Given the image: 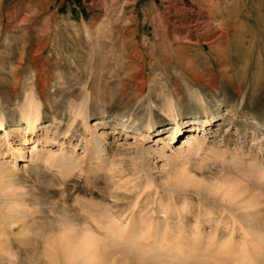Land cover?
<instances>
[{
	"label": "rangeland",
	"instance_id": "rangeland-1",
	"mask_svg": "<svg viewBox=\"0 0 264 264\" xmlns=\"http://www.w3.org/2000/svg\"><path fill=\"white\" fill-rule=\"evenodd\" d=\"M212 6L261 16L226 35ZM0 114L26 146L0 132V264H83L51 242L86 228L95 264H264V0H0Z\"/></svg>",
	"mask_w": 264,
	"mask_h": 264
},
{
	"label": "bare ground",
	"instance_id": "bare-ground-1",
	"mask_svg": "<svg viewBox=\"0 0 264 264\" xmlns=\"http://www.w3.org/2000/svg\"><path fill=\"white\" fill-rule=\"evenodd\" d=\"M212 7L214 8V12H215L216 16H220L219 13L222 14L221 15L222 20L216 25L220 31L226 32V35H230V33L228 32L229 29L227 27H229L231 24H234V26L236 27L237 23H239V24L242 22L245 23L246 19H250V17L251 18L255 17L254 21L258 22L259 18L261 16L260 10L257 11L255 14H252V12H250L249 10H245L244 11L245 14L242 15L241 14L242 12H238L237 10H232V11L227 10L226 12H221V10L217 6H212ZM250 14H252V15H250ZM211 26H212L211 24L205 25L203 21L195 22L193 24V27L195 29L207 28V30H209V29L211 30V28L213 27V26L212 27ZM165 112H166L167 116L172 121H174V123L176 125L175 129L171 133L168 134L169 137L174 139L178 136V134L181 133V128H180L181 124L178 121L179 115L176 113L177 111L175 109V106H173V105H170ZM203 113L205 114V117H203V118L202 117L200 118L198 116H194V117H188V119H187V120H193L194 121L193 124H195V121H197V120L199 121V119H201L202 124L198 125L197 128H193L191 130V132L187 133L188 134L187 138L182 139L183 140L182 145L184 146V149L182 151H180L179 153L182 154L186 159L190 158L193 155L198 154L202 150L201 141H199V139H198V137H199L198 131H200V130L206 131L207 128L214 121H216L217 114H218L216 111L210 110L207 106L203 107ZM20 117H21V121L23 122V125L25 124V132L34 134L36 132L37 126L41 124V122H40L41 121V113H40L39 107L34 102V100H32L31 98L28 100L26 108L21 112ZM99 122H100L99 120H93V124L90 127L92 128V127L98 126ZM151 126L152 125L149 124L148 127L151 128ZM13 128H15V127H13ZM15 131H16L15 129L10 130V127L6 126V119L3 118L2 115L0 114V132H3V135H1V137L6 140V144L9 148L10 154L13 156L19 155V157L24 158L23 154L25 152L26 146H24V144L23 145L20 144L17 147H13L11 145V143L8 141V137L10 136V133H16ZM161 132H162V130H161ZM159 141H161V139H159ZM38 142H39V140H34V142H32L30 144L32 148L30 150L31 155L29 156L30 157L29 161H33L36 158H41V160H43L45 162H52L54 165H58L59 162L67 160V158H65V156H60L58 158V157H55L52 155L42 154L39 150L40 146L38 145ZM0 159H2V158H0ZM23 162L26 163V160ZM4 165L3 164L0 165V176H3V177L11 176L12 172H10V169L6 168ZM14 165L16 166V163ZM261 177L262 178L264 177L263 173H261ZM177 179H178L179 183H182V184H190L193 182V179L189 176V173H187V172L181 173L180 175H178ZM89 231L90 230H88V228H86L85 230L80 232L79 236H77V237H79L78 240L77 241L75 240L76 242H73L71 244H70L71 239L68 238L69 237L68 235H67L68 237H66L65 235H62L58 239L56 238V240L52 241L51 243L55 246V248H56V246H59V245L61 247H62V245L66 246L67 250L65 252H67L69 254V257L72 254H75L76 256L78 255L79 257H82L83 262L81 261V263H83V264H95L94 261H97L100 259L102 260L103 252H102V250H101L102 248L100 246V242H101L99 239L100 237L98 236L99 237L98 238L97 236L92 235L93 234L92 231H90L92 233V234H90ZM64 242H65V244H64ZM54 246H52V247H54ZM62 248H64V247H62ZM70 252L72 254H70ZM242 260H244V259H242ZM99 262L100 261H97V263H99ZM238 264H242V263L238 262Z\"/></svg>",
	"mask_w": 264,
	"mask_h": 264
}]
</instances>
